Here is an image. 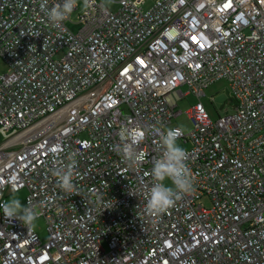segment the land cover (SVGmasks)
I'll return each instance as SVG.
<instances>
[{
	"label": "built area",
	"instance_id": "1",
	"mask_svg": "<svg viewBox=\"0 0 264 264\" xmlns=\"http://www.w3.org/2000/svg\"><path fill=\"white\" fill-rule=\"evenodd\" d=\"M111 1L54 27L61 0H0V202L26 191L48 226L44 242L0 210V264H264V0ZM221 80L235 113L215 120L202 99ZM191 95L187 133L174 122ZM169 128L192 189L154 216ZM124 129L143 133L139 166ZM73 162L64 191L54 172Z\"/></svg>",
	"mask_w": 264,
	"mask_h": 264
},
{
	"label": "clouds",
	"instance_id": "2",
	"mask_svg": "<svg viewBox=\"0 0 264 264\" xmlns=\"http://www.w3.org/2000/svg\"><path fill=\"white\" fill-rule=\"evenodd\" d=\"M45 8V5H41ZM78 7L87 9L89 0H61L51 9H45L49 23L54 27H59L64 21L68 20L74 10ZM160 130L157 129V132ZM124 136L130 138L131 143H125L120 152H122L125 161L130 165L139 166L144 161V154L137 152L134 145L143 140V133L139 129L123 130ZM180 132L178 129L169 128L160 134L162 155L158 158L152 167L151 174L155 183L148 190L146 195V211L154 216H158L171 208L178 201L182 194L192 189V174L186 163L187 154L183 147L177 141ZM73 164H69L66 169H59L54 172L58 179V184L64 191H71L73 188ZM171 181V184L166 183ZM16 189L13 188V195L7 201L0 202V210L12 219L19 220L26 227L34 228L39 213L33 208L22 203L15 195ZM137 195L135 193H130Z\"/></svg>",
	"mask_w": 264,
	"mask_h": 264
},
{
	"label": "rangeland",
	"instance_id": "3",
	"mask_svg": "<svg viewBox=\"0 0 264 264\" xmlns=\"http://www.w3.org/2000/svg\"><path fill=\"white\" fill-rule=\"evenodd\" d=\"M106 3L113 11H118L120 6L114 4L111 0H98ZM117 1V0H115ZM138 5L143 6L146 10L151 7L152 4L156 3L158 0H134ZM82 2V0H81ZM84 9L80 7L79 11H77L74 15V18H77L79 13H82ZM9 72V66L0 58V75H4ZM183 92H186L187 89L185 87L182 88ZM206 96L202 99L207 111L211 115V117L215 120L219 119V115L221 117H225L227 115V111L230 115L234 114L235 111L233 109V105L231 102V91L230 85L226 80L218 81L205 91ZM196 103V99L193 95L189 96L185 100L179 103L178 110H181L183 114L175 120V125H179L183 128L185 132H190L192 129V123L188 119L186 115V111L190 109ZM4 138L0 135V145L4 142ZM185 150L189 149V146H185L181 142L178 143ZM166 183L171 184V181H166ZM13 194L7 195L6 200L10 199ZM16 197H18L22 203L26 204V198L28 193L26 191H21L15 193ZM207 206H210L208 202H205ZM36 226L34 227L35 231L39 234L42 240L45 242L48 240V226L47 222L44 218L39 217L35 222Z\"/></svg>",
	"mask_w": 264,
	"mask_h": 264
}]
</instances>
